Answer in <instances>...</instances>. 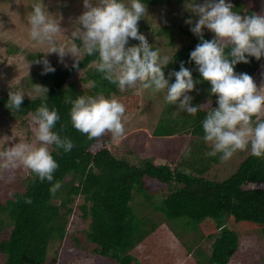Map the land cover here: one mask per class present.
Segmentation results:
<instances>
[{"label": "trees", "instance_id": "1", "mask_svg": "<svg viewBox=\"0 0 264 264\" xmlns=\"http://www.w3.org/2000/svg\"><path fill=\"white\" fill-rule=\"evenodd\" d=\"M165 1L142 0L147 6L161 5ZM231 3L234 11L242 15L255 12L253 6L246 9L241 0ZM143 25L141 31L147 28L145 22ZM179 29L193 38L174 51L173 62L165 73L179 70L184 62L192 70L194 79L200 80L193 90L198 96L193 105L201 104L203 110L191 115L178 111L177 105L167 103L164 107L166 115L157 124L150 141L158 151L159 145L167 146L177 155L175 159L179 161L175 167L159 154L163 149L156 153L159 155L139 154L137 147L141 138L139 144L123 150L121 146H110L111 136L89 139L72 126L71 105L64 102L66 96L74 99L79 95L103 94L125 105L127 112L140 108L141 95L137 91L122 93L96 71L94 61L98 56L83 55L79 69L71 68V63L69 67H56L55 72L41 75L39 81L31 78L34 83L48 84V95L46 99L25 97L19 110L10 109L7 106L9 92L0 91V109L17 118L25 120L42 103L56 108L61 119L55 130L71 138L75 145L67 153L53 151L59 163L53 182H41L30 169L21 166L17 169V188L6 183L9 192L5 199H0V231L9 228L0 241V250L6 256L4 264H44L55 243L58 244L56 252L59 255L62 252L60 264H68L78 254L71 249L81 243V237L67 234L75 210L73 204L79 196L84 197L78 209L89 222L85 237L92 243L96 264H139L136 247L155 233L162 222L171 225L182 237L187 233H182L174 221L207 229V240L212 241L210 251L197 250L198 264H229L240 251V228H252L264 234V158L250 153L243 160L236 159L234 155L240 151L227 161H222L219 155H207L210 145L203 140L202 120L206 111L215 106V96L208 91L210 82L202 79L195 62L189 60L190 52L200 42L198 37L189 26L180 25ZM159 31L173 42L175 31L168 24ZM213 36L214 33L205 34L207 39ZM263 63L264 58L260 61L251 58L250 63L241 62L235 67L237 72L253 75ZM81 70L85 73L82 80L90 83L85 91L79 89L76 82H69ZM61 125L63 131H60ZM182 130L188 138L186 142L180 136ZM171 139L173 143L168 144ZM186 145L192 149L187 157L183 153ZM220 166L224 169L218 174L224 176L214 174ZM55 181H60L62 186L53 194L50 187ZM159 195L163 196L161 201L154 204ZM152 205L156 218L147 211Z\"/></svg>", "mask_w": 264, "mask_h": 264}, {"label": "clouds", "instance_id": "2", "mask_svg": "<svg viewBox=\"0 0 264 264\" xmlns=\"http://www.w3.org/2000/svg\"><path fill=\"white\" fill-rule=\"evenodd\" d=\"M82 3L84 10L72 21L71 34L65 41L61 34L67 29L48 10L44 0H32L27 14L29 37L37 45L46 46V50L36 51L34 55H43L31 63L42 65V75L56 71L48 54L55 53L65 67H69L65 58L71 57L73 69H79L83 55L98 56L94 61L96 71L120 92H164L165 101L177 105L178 111L195 115L203 110L201 104L192 103V92L200 83L192 70L181 62L179 70L173 69L166 75L165 69L173 57L163 54L141 35L143 20L152 18L150 8L142 0ZM184 7L192 14L185 18V23L200 41L190 52L189 60L195 62L202 79L210 82L208 91L215 96V106L206 111L202 120L203 140L210 145L207 155H219L227 161L237 151L250 150L251 155L264 158V83L258 85L252 75L237 72L235 67L241 62L250 63L251 58H264V13L242 15L234 11L231 0H185ZM206 30L214 33L213 38L205 37ZM134 43L138 46L134 47ZM36 85L31 92L12 88L7 106L19 110L26 94L31 100L46 99L48 88ZM64 102L71 105L72 126L89 139L111 136L122 141L126 137L127 111L121 103L103 94L79 95L74 99L66 96ZM60 119L56 108L42 103L29 120L34 141L13 143L0 151V172L23 166L41 182H53L59 167L53 151L67 153L75 146L71 138L55 130ZM191 151V146L186 145L185 157ZM61 186L60 181H55L50 192L55 194Z\"/></svg>", "mask_w": 264, "mask_h": 264}, {"label": "rangeland", "instance_id": "3", "mask_svg": "<svg viewBox=\"0 0 264 264\" xmlns=\"http://www.w3.org/2000/svg\"><path fill=\"white\" fill-rule=\"evenodd\" d=\"M233 1L231 0V2ZM241 1L245 2L246 9L253 6L256 13H264V0ZM44 2L52 15L57 20H60L62 27L67 29L61 34V39L67 41L69 39L68 35L71 34L72 21L84 10L82 0H44ZM31 3L32 0H0V91L3 93L9 92L12 88H21L31 92L38 86L36 85L38 83L32 82L31 78H35L36 81L41 79L42 65L31 63V61L42 56L43 53L41 52H37L35 55L34 53L41 49L46 50V46L37 45L29 37L27 14L31 11ZM184 3L185 1L182 0H166L161 5L148 6L152 18L143 20L140 27L144 26L145 22L147 28L141 31V35L146 36L151 44L159 47L163 54L171 56L176 49L193 38V36L183 33L179 29L180 25L189 26L185 23V18L192 15L185 9ZM165 24H168L175 31L173 42L166 35L160 34L159 30ZM211 33L210 31H205V34ZM77 43L80 42L77 41ZM133 46L138 45L134 43ZM48 58L55 68L65 67L64 64L58 62V57L55 53L48 54ZM65 60L68 65L72 63L71 57H66ZM84 76L85 73L81 70L69 82H76L78 88L85 91L90 83L82 80ZM252 76L258 85L264 83V63ZM40 82L39 85L48 86V84ZM137 92L141 95L140 108L133 112H127L125 122L127 135L122 141L112 140L109 143L110 146H121L125 150L127 146L139 144V139L141 138L142 140H140V144L137 147L139 154H156L163 149L162 153L159 154L163 155L169 164L174 165V167L177 166L179 158L175 159L177 155L172 154L169 147L159 145L160 151H158L155 148L156 145L153 147L154 145L150 141L151 134H153L157 124L166 115L167 109L163 111L167 104L164 99L165 93H152L150 90L144 89H139ZM192 95L194 96L193 103L198 96L194 92H192ZM25 97H28L27 94ZM123 106L126 108L125 105ZM30 118L31 116H28L25 120L17 118L7 112V110L0 109V151H3L13 143L34 141V135L29 127ZM183 132L182 130V135L180 136L186 142L188 138ZM158 137L156 136L155 138ZM171 143H173L172 139L168 141V144ZM159 144H162V142L159 141ZM249 154L250 150H244L234 156L236 159L243 160ZM17 169L0 172V199H5L9 192V187L6 186V183L13 184V189L17 188L16 179L19 176ZM223 169L222 166L218 167L214 174L224 176L218 174ZM22 187L24 188V182ZM162 197V195L156 196L154 204L159 203ZM82 202H84V197H77L73 204L75 210L67 226L68 235L81 237L80 245L71 249L78 254L68 264H96V254L92 243L88 242L85 237V230L88 229L89 222L83 219L82 211L78 209L79 204ZM147 211L150 212L151 216L155 217L154 205L147 208ZM159 218H161L160 214ZM152 221L154 222L153 219ZM173 223L182 233L186 231L187 236L178 235L171 225L162 222L163 225L155 233L136 247L139 264H198L197 259L200 256L196 253L197 250L203 248L207 252L210 251L212 241L207 240V229L201 226L195 228L192 224L183 226L180 223L178 224L177 221ZM8 230L9 228L6 229V231ZM6 231H0V241L6 237ZM240 235L239 254L229 264H264V234L256 229L240 228ZM56 251H58L57 243L52 245L49 257L44 264H60L62 252L59 255ZM5 258V254L0 250V264H4Z\"/></svg>", "mask_w": 264, "mask_h": 264}]
</instances>
